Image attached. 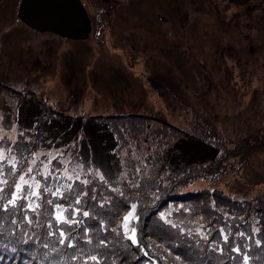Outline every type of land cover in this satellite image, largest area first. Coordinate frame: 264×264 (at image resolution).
I'll return each mask as SVG.
<instances>
[{
  "label": "rangeland",
  "instance_id": "rangeland-1",
  "mask_svg": "<svg viewBox=\"0 0 264 264\" xmlns=\"http://www.w3.org/2000/svg\"><path fill=\"white\" fill-rule=\"evenodd\" d=\"M127 1L135 0H82L92 32L75 42L32 30L17 17L21 0H0V180L6 181L0 183V232L8 229L7 236L0 233V264H87L89 242L79 238L85 212L106 210L104 223L118 220L111 228L116 234H125L124 218L132 213L129 229L137 236L150 225L153 207L157 222L199 247L176 264L206 249L223 264L230 260L227 245L240 254L254 246L244 264H264L263 0L252 10L245 3L208 2L200 13L188 0H180L177 11L170 7L174 0H143L135 8ZM25 96L41 104V113L30 111L29 100L26 120L18 121ZM61 113L83 123L113 115L96 123L114 141L94 136L87 159L82 128L67 138L42 129V123L63 119ZM186 138L194 140L177 145ZM195 140L218 156L202 162ZM102 141L113 164L103 152L93 153ZM16 185L23 191L12 207ZM205 192L221 193L240 210L215 199L207 210ZM30 205L39 207L31 211ZM58 206L73 223L57 221ZM138 207L146 209L144 217ZM235 216L248 224L233 225ZM218 217L223 223L215 226ZM158 223L149 229L152 240L163 233ZM100 229L108 231L104 224Z\"/></svg>",
  "mask_w": 264,
  "mask_h": 264
},
{
  "label": "trees",
  "instance_id": "trees-1",
  "mask_svg": "<svg viewBox=\"0 0 264 264\" xmlns=\"http://www.w3.org/2000/svg\"><path fill=\"white\" fill-rule=\"evenodd\" d=\"M29 100H30V111L32 112L37 111L38 113H41V104L40 103L36 104L37 102L35 103L33 100L25 96L22 99V102H20V106H18L19 107L18 108L19 116L17 118L18 121L20 119L22 120L25 114V110H27L26 108H28L27 103ZM26 116H24V120H26ZM60 116H63L62 117L63 119L60 120L54 119L51 122L47 121L44 124L42 123L41 125L42 129L50 136L65 135V137L67 138V137H71L73 134L76 133L78 134V130L82 128V133H84V135L88 138V141L86 140L85 143L83 140V144L87 146L84 150V154L87 159H91L90 149L88 145L90 141L92 145L95 144L94 136L97 138L99 137L100 139L110 138L112 141H114L113 139L114 136L111 133H109L107 129H104L105 126H101L96 123L98 121L97 119H101V118L111 119L113 115H111L110 117L101 116V115L99 116L92 115L89 116V119H87L85 123H83L84 121L80 119V116L72 117L65 113H61ZM38 117L39 116L34 117L32 122L35 123V120ZM92 121L93 123H91ZM26 122L27 124L30 123L29 120ZM90 125H92V127L95 128V131L89 130ZM190 140H194V139L193 138L180 139L178 140L177 145L190 144ZM196 142L198 143H193L192 146H197V149L199 150V156L202 158V162L208 157L216 158L218 156L217 149L211 147L210 145H207L203 141L199 140ZM102 143L104 144V147L98 146L96 148L93 146V153L97 152V154H94L95 157H98L99 151L103 152L104 154L107 155L108 161L113 164V162L115 161L114 154L111 152L109 154L106 153L105 149L106 146L108 145L107 141H102ZM185 153L188 154L187 152ZM185 153L181 151V155ZM186 154L185 156H180V158L186 157ZM200 194H204V196H206V201L209 203V208H207V210L209 211L211 210V203L213 201L212 199H215L214 201H217V203L220 206L223 205L226 207L230 205L234 209L240 210V206L237 202L232 201L230 198L222 195L219 192L213 194H211L210 192H205ZM138 209L139 212L138 211L137 212L139 217H144L146 215V209H144V207H140V208L138 207ZM94 210L95 211L91 210V212L87 216L84 215L85 218H88V221H86L87 223L83 221V223L79 228L81 233V237L79 238L81 239V241L87 239L89 242L83 250L85 254L86 252H88L86 254L88 256L86 257V260H88L87 264H141L142 263L141 258H144L145 262L150 261L155 264H176L174 259L176 258L183 259L185 254L188 251H190V248L194 249L195 254L198 253L199 247H194V244L188 242V239L186 238L185 235L181 234L179 230L175 231V229H173L170 225L165 224L164 221L162 220L158 222H160L161 227H163L164 229L163 233L160 235L155 233V235H158L159 239L152 240V237L153 238L156 237H154L151 234V232H149V229L153 227H157L159 224L156 221L157 216H159V211L158 209H156V207L152 208V212L146 218V221H148L150 225L148 226V228H146L144 232H140L137 234L135 243H133L132 239L126 237V235L123 232L116 234L115 231L111 229L113 226L116 225L118 220H115L116 222L115 221L110 222L111 224L104 223L108 221L107 215H105L106 210L104 209L103 210L94 209ZM261 210L263 211V208H261ZM214 221H215L214 225L218 226L223 223L222 222L223 218L218 217ZM260 221L263 222L262 224H260L261 227L263 228L264 219L260 218ZM231 222L233 223V225L240 223L248 224L247 221H241L240 216H235V218ZM103 224H104V228L108 230L107 232L100 229L103 228ZM93 228H97L98 231L96 234H95L96 231H94ZM86 229H92V233H87ZM0 233L7 236L8 229H5ZM14 238L15 237H13V239ZM149 241H153L155 245L150 244ZM227 242L228 240L225 243ZM247 248L248 249H244L242 254H240V252L233 249L230 245H227L226 249L228 251V256L230 257V260L223 264H244V257L248 256L249 253L255 247L252 245H247ZM195 254L190 253V256H195ZM1 255H2V251H0V257ZM214 255L215 254L213 250L206 249L205 253L201 254L198 257L195 256L196 260L189 261L188 264H219L214 260ZM60 257H63V253H61ZM8 260L14 262L15 258L10 257ZM79 260H81L82 262L83 254L80 256Z\"/></svg>",
  "mask_w": 264,
  "mask_h": 264
},
{
  "label": "water",
  "instance_id": "water-1",
  "mask_svg": "<svg viewBox=\"0 0 264 264\" xmlns=\"http://www.w3.org/2000/svg\"><path fill=\"white\" fill-rule=\"evenodd\" d=\"M18 19L32 30L63 39L85 41L92 21L81 0H21Z\"/></svg>",
  "mask_w": 264,
  "mask_h": 264
},
{
  "label": "flooded vegetation",
  "instance_id": "flooded-vegetation-1",
  "mask_svg": "<svg viewBox=\"0 0 264 264\" xmlns=\"http://www.w3.org/2000/svg\"><path fill=\"white\" fill-rule=\"evenodd\" d=\"M82 1V0H81ZM143 0H139V1H137V4H136V0L135 1H132L131 3H130V1H127V3H128V5H127V8H129V7H137L136 5H140V3L142 2ZM184 0H182V2H183ZM208 2H210L212 5H217V4H219L220 2L222 3V4H224V5H242L243 3H245L246 4V10L248 9V10H252L253 9V5H256V4H258V2H257V0H188V5H189V8H190V10L192 11V12H194V13H200V12H202L203 11V6L206 4V3H208ZM218 2V3H217ZM83 3V2H82ZM123 2H119V3H117V6H119V5H121V6H123V4H122ZM180 0H174V1H171V3H170V7L172 8V9H175L176 11L177 10H179V7H180ZM263 5H264V0H263ZM131 7V8H132ZM119 9H124L123 7H116L115 8V10L114 11H117V10H119ZM155 16H157V18L159 19V20H162L163 22H162V24L164 25H169L170 26V23H169V21L168 20H166L165 19V17H163L164 15H161V14H155ZM161 25V24H160ZM102 26H104L103 24H102ZM45 34V33H44ZM50 34V33H49ZM65 40H69V39H65ZM71 41H73V40H71ZM85 41H87V40H85ZM75 42H78V41H75Z\"/></svg>",
  "mask_w": 264,
  "mask_h": 264
},
{
  "label": "snow or ice",
  "instance_id": "snow-or-ice-1",
  "mask_svg": "<svg viewBox=\"0 0 264 264\" xmlns=\"http://www.w3.org/2000/svg\"><path fill=\"white\" fill-rule=\"evenodd\" d=\"M21 180H23V177H21ZM0 183H6V181L0 180ZM16 188H17V192L15 194H13V198L8 201V204L11 205L12 207H18L19 206L18 205V201L20 200L19 193L21 191H23V189L21 188L20 185H16ZM38 195H39L38 192H33V196H38ZM49 203H51V202H49ZM76 203H79V200H77ZM29 207H30V210L31 211H35L36 208L39 207V205H36L35 207H32L30 205ZM134 208H135V206H133V211H134ZM5 210H7V209H5ZM84 215L87 216L88 213L85 212ZM133 218L134 217H133V214L132 213H130L129 216H126L124 218L123 227L125 229V234H127L129 232V230L131 231V235L129 236V238L132 239L133 243H135L136 242V229L134 227H132L131 229H129V223H130V221ZM56 219H57V221L62 222V223H66V224H71V223L74 222V221H72L71 218H66L64 216V212H63V210L59 209V206H58V214L56 216ZM61 236H64V233L63 232H61Z\"/></svg>",
  "mask_w": 264,
  "mask_h": 264
}]
</instances>
